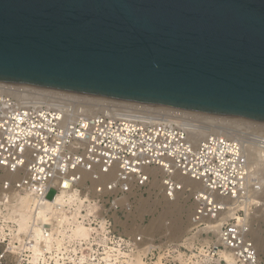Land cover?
<instances>
[{"label":"built area","instance_id":"2783aa9c","mask_svg":"<svg viewBox=\"0 0 264 264\" xmlns=\"http://www.w3.org/2000/svg\"><path fill=\"white\" fill-rule=\"evenodd\" d=\"M62 94L0 82V264H264L253 233L264 172L245 153L264 149V123L196 139L213 120ZM182 196V232L170 216L148 227L163 198Z\"/></svg>","mask_w":264,"mask_h":264},{"label":"water","instance_id":"95a60500","mask_svg":"<svg viewBox=\"0 0 264 264\" xmlns=\"http://www.w3.org/2000/svg\"><path fill=\"white\" fill-rule=\"evenodd\" d=\"M0 82L264 123V0H0Z\"/></svg>","mask_w":264,"mask_h":264},{"label":"bare ground","instance_id":"6f19581e","mask_svg":"<svg viewBox=\"0 0 264 264\" xmlns=\"http://www.w3.org/2000/svg\"><path fill=\"white\" fill-rule=\"evenodd\" d=\"M38 89L44 90L46 92L47 91L56 92V91L46 90V89H41V88H38ZM57 93H63L62 95H65V94L71 95V96H74L76 98L83 99V101L92 102L91 103L92 105H93V102H95L96 104H98V103L105 104L106 102H115L120 106L127 104V105H133L136 107L147 106V107H151V108L157 109V110H175V109L164 108V107L148 106V105H141V104H136V103H127V102H121V101H115V100L102 99V98H98V97H91V96H85V95H80V94H73V93H66V92L65 93L64 92H57ZM43 94H45V93H43ZM41 97H46V96L42 95ZM40 99L46 100V98H40ZM185 112H187V111H185ZM187 113L191 114L192 116H194L196 118H200L202 121H207L208 119L213 120L210 122H214L215 125H217V126H214L213 128L212 127H210V128H199V132L195 135L196 139L203 137L205 134H207L210 131L219 130L220 126L224 127V128L229 127L234 122L257 123V122L244 120V119L209 115V114H203V113H199V112H187ZM258 124H260V123H258ZM216 127H219V128H216ZM231 131H233V130H231ZM245 153L247 154V157H248V160L250 161V163L254 164L256 167L262 169L264 172V149L258 145L247 143L246 148H245ZM151 173L153 175L151 186L153 188L160 187V180L158 178L159 169L158 168H152ZM178 180L183 184L184 189L185 188H201V185L199 183H197L191 179H188V178H185L182 176H178ZM186 198L187 197L182 196V197H180V199H177L175 202H172V203H168L163 198L162 201H164V203L162 204V210L159 211L157 217L150 220L148 227L151 229L152 228H154V229L160 228V227L165 225V221H164L165 217L170 216V218H171V224H170L171 231L175 232V231L179 230L181 223H182L181 216H183V213L185 214L188 211V207L186 206ZM27 204H28V200L25 197L19 198V205H18L17 209L19 210V212L21 213V215L23 216L24 219H26V214L24 211L26 210ZM254 240H255V243L257 245L258 250L263 251L264 250L263 239L258 235V236H254Z\"/></svg>","mask_w":264,"mask_h":264},{"label":"rangeland","instance_id":"374dc122","mask_svg":"<svg viewBox=\"0 0 264 264\" xmlns=\"http://www.w3.org/2000/svg\"><path fill=\"white\" fill-rule=\"evenodd\" d=\"M90 105L88 104L87 105V107L86 108H88V110L90 109H95V107H89ZM52 194H53V192H49L48 194H47V198L48 199H50L51 197H52ZM163 200V199H162ZM188 211H189V209H188ZM187 211V212H188ZM186 212V213H187ZM184 214L183 213V216H181V218H182V223H181V226H180V229L179 230H177V231H175L174 233L175 234H178V233H180V232H182L184 229H185V226H186V220H187V215H188V213L187 214ZM255 226H254V236H260L262 239H263V241H264V218L263 217H260L259 216V218L256 220V222H255ZM184 228V229H183ZM153 229V228H152ZM182 229V230H181ZM261 252V254H262V258L264 259V250L262 251H260Z\"/></svg>","mask_w":264,"mask_h":264}]
</instances>
